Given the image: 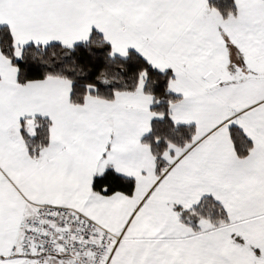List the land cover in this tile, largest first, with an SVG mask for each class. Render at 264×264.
I'll list each match as a JSON object with an SVG mask.
<instances>
[{
	"label": "snow or ice",
	"instance_id": "1",
	"mask_svg": "<svg viewBox=\"0 0 264 264\" xmlns=\"http://www.w3.org/2000/svg\"><path fill=\"white\" fill-rule=\"evenodd\" d=\"M0 264H264V0H0Z\"/></svg>",
	"mask_w": 264,
	"mask_h": 264
}]
</instances>
